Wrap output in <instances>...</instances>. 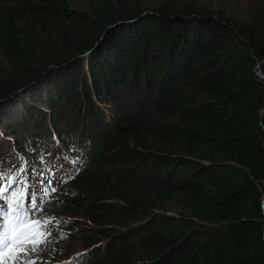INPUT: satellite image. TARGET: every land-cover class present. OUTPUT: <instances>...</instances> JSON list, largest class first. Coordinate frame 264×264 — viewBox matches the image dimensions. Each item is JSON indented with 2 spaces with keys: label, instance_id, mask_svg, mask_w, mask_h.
Instances as JSON below:
<instances>
[{
  "label": "trees",
  "instance_id": "trees-1",
  "mask_svg": "<svg viewBox=\"0 0 264 264\" xmlns=\"http://www.w3.org/2000/svg\"><path fill=\"white\" fill-rule=\"evenodd\" d=\"M82 1L0 0V218L101 227L39 264H264V29L199 0Z\"/></svg>",
  "mask_w": 264,
  "mask_h": 264
},
{
  "label": "rangeland",
  "instance_id": "rangeland-1",
  "mask_svg": "<svg viewBox=\"0 0 264 264\" xmlns=\"http://www.w3.org/2000/svg\"><path fill=\"white\" fill-rule=\"evenodd\" d=\"M147 2H159V0H145ZM202 3L210 6L213 9L220 10L225 13V15L236 19L239 23L249 27L252 31H255V34L258 33L259 29L262 27L264 29V0H199ZM69 2L73 5V8L79 11H88V7L86 2L82 0H69ZM3 130V128H2ZM10 133L12 131H9ZM2 134V133H0ZM13 136V135H12ZM5 137L8 139L7 135ZM7 156L10 161L12 157H10V151L7 152ZM53 170H57L59 168L58 173H60V165L53 164L51 167ZM60 175V174H59ZM52 181L50 184L52 186L55 185L57 177L55 173H51ZM4 177L0 176V182H4ZM60 184H65V180H62ZM5 201V200H4ZM21 206L19 205L18 208ZM37 216L35 213L31 212L28 217L34 218L40 222L41 230L46 234L44 239L40 241L32 247L24 248V250L18 252L17 258L18 260L25 261L26 264H39L45 262H59L57 260L64 258H72L82 249V240L80 237L81 233H84L86 230L93 234L99 228L95 223H93L85 213L79 208L71 209L65 208L61 214H54L52 217L47 216H39V218H35ZM68 223V225H67ZM64 233L67 235H71L68 237L71 241L69 242L68 248V256H66V251L62 254H58L57 252H61L60 250H56V244L58 243L59 237L63 236L60 233ZM97 235V234H94ZM103 236H94L92 238H99ZM34 248V250H33ZM12 255L8 256H0V264H13L15 262L12 258ZM66 260V259H64ZM63 260V261H64ZM5 261V262H4Z\"/></svg>",
  "mask_w": 264,
  "mask_h": 264
},
{
  "label": "snow or ice",
  "instance_id": "snow-or-ice-1",
  "mask_svg": "<svg viewBox=\"0 0 264 264\" xmlns=\"http://www.w3.org/2000/svg\"><path fill=\"white\" fill-rule=\"evenodd\" d=\"M4 191H7V189ZM0 223L5 225L4 228L0 229V256L12 255L15 257L18 252L24 250L25 244L39 242L34 240V235L30 231V229H37L39 227V221L35 224H30L28 228L23 227V221L20 224L12 226L8 213L4 212L3 218H0Z\"/></svg>",
  "mask_w": 264,
  "mask_h": 264
},
{
  "label": "water",
  "instance_id": "water-1",
  "mask_svg": "<svg viewBox=\"0 0 264 264\" xmlns=\"http://www.w3.org/2000/svg\"><path fill=\"white\" fill-rule=\"evenodd\" d=\"M259 65H260V62H257L256 66H255L256 74H257V76H259L260 78L264 79V75L262 74V71H261V69L259 68ZM262 110H264V107H263ZM262 205H264V197H263V199H262Z\"/></svg>",
  "mask_w": 264,
  "mask_h": 264
}]
</instances>
